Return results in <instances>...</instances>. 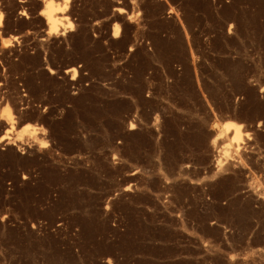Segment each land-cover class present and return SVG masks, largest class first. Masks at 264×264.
<instances>
[{"label":"rangeland","instance_id":"374dc122","mask_svg":"<svg viewBox=\"0 0 264 264\" xmlns=\"http://www.w3.org/2000/svg\"><path fill=\"white\" fill-rule=\"evenodd\" d=\"M65 2L0 0V264H264V0Z\"/></svg>","mask_w":264,"mask_h":264},{"label":"bare ground","instance_id":"6f19581e","mask_svg":"<svg viewBox=\"0 0 264 264\" xmlns=\"http://www.w3.org/2000/svg\"><path fill=\"white\" fill-rule=\"evenodd\" d=\"M45 8H46V12H45V15H46V22H47V25H48V30H51L52 28L55 27L56 25V22H57V17L55 15V10L58 8L57 6H54L52 5L50 2H48L46 5H45ZM116 27V26H115ZM116 32V31H115ZM114 32V33H115ZM264 88V85L263 87ZM248 90V89H247ZM7 111V109H5ZM226 127H229V125H227ZM227 130V129H226ZM236 136H237V131L234 133ZM236 140V139H235ZM219 165V164H218ZM216 165V166H218Z\"/></svg>","mask_w":264,"mask_h":264},{"label":"snow or ice","instance_id":"6c2138e0","mask_svg":"<svg viewBox=\"0 0 264 264\" xmlns=\"http://www.w3.org/2000/svg\"><path fill=\"white\" fill-rule=\"evenodd\" d=\"M65 7H67V0H66V2H65ZM61 11L63 10V9H60ZM121 11H123V9H121ZM25 15H26V13H25ZM69 27H71V25H69ZM10 43V41H5V45H7V44H9ZM236 127H241L240 125H235ZM28 127H30V125L28 126ZM213 127H215V125H213ZM249 139H251V135H249V137H248ZM0 139H2V137H0Z\"/></svg>","mask_w":264,"mask_h":264},{"label":"clouds","instance_id":"9594fccd","mask_svg":"<svg viewBox=\"0 0 264 264\" xmlns=\"http://www.w3.org/2000/svg\"><path fill=\"white\" fill-rule=\"evenodd\" d=\"M234 127H236V126H234ZM236 129H237V136H236V137H234V139H237V140H239V127H236Z\"/></svg>","mask_w":264,"mask_h":264}]
</instances>
